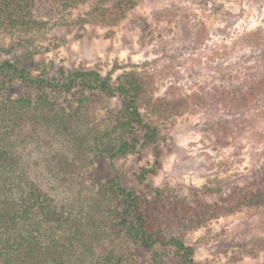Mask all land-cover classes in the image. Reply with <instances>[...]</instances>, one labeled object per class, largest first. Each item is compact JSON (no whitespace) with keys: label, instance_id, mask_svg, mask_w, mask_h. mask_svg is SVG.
I'll return each mask as SVG.
<instances>
[{"label":"rangeland","instance_id":"obj_1","mask_svg":"<svg viewBox=\"0 0 264 264\" xmlns=\"http://www.w3.org/2000/svg\"><path fill=\"white\" fill-rule=\"evenodd\" d=\"M87 10H71L68 24L41 36L29 64L32 75L47 72L49 78L63 79V71H96L109 74L115 85L131 77L143 81L141 112L160 127L161 153L157 157L148 146L115 159L98 158L82 176L70 136L47 131L42 118L37 129L27 124L12 138L16 156L38 184L54 186V178L43 175L48 172L62 178L56 185L80 187L88 199L114 180L127 191H161L207 203L244 184L262 162L264 145L224 134L246 117L238 116L236 107H221L218 99L222 88H242L244 74L254 75L264 60V0H135L115 24L96 21ZM14 41L15 36L0 37V64L9 59ZM28 92L23 85L10 89L14 97ZM62 99L55 108L69 109ZM93 101L86 114L98 128L120 117L119 95ZM171 103L185 106L175 109ZM255 130L264 132V125ZM260 142L264 144L261 137ZM116 207L117 200L106 195L102 205L94 206L89 225L113 234L116 219L110 211ZM183 234L194 248L196 264H264V207L211 219ZM128 259L124 264H149L150 256L137 249L136 259Z\"/></svg>","mask_w":264,"mask_h":264},{"label":"trees","instance_id":"obj_2","mask_svg":"<svg viewBox=\"0 0 264 264\" xmlns=\"http://www.w3.org/2000/svg\"><path fill=\"white\" fill-rule=\"evenodd\" d=\"M83 6L89 8L87 16L115 24L134 8L135 0H0V37H16L9 47V59L0 64V264H124L128 258L136 259L137 249L149 254V264H196L194 248L184 241V231L246 208L264 207V158L244 184L207 203L161 191L153 195L127 191L114 180L91 192L88 199L80 187L56 185L62 178L55 173L43 174L49 180L54 178V186H40L16 156L13 135L30 123L37 129L42 118L47 131L70 136L82 176L98 158L115 159L148 146L160 156V127L141 112L143 81L131 77L115 85L109 74L101 76L96 71L69 75L63 71V79L49 78L47 72L32 75L29 64L38 52L41 36L68 24L71 10ZM254 72L244 74L242 88H222L218 100L221 107H236V114L246 117L224 134L243 135L264 145L260 142V137L264 142V132L255 130L264 125V60ZM17 85L29 92L14 97L10 89ZM102 95H119L122 109L113 125L98 128L86 114L87 103ZM59 97L69 109L55 108ZM184 106L175 103L172 107ZM148 172L151 170H144L141 178ZM106 195L117 200V207L110 211L116 219L113 234L88 223L94 206L102 205Z\"/></svg>","mask_w":264,"mask_h":264}]
</instances>
